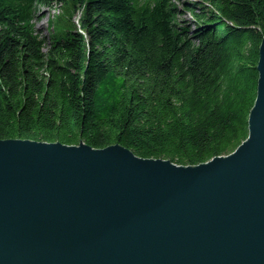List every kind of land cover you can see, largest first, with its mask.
Masks as SVG:
<instances>
[{
    "label": "trees",
    "instance_id": "16d2710c",
    "mask_svg": "<svg viewBox=\"0 0 264 264\" xmlns=\"http://www.w3.org/2000/svg\"><path fill=\"white\" fill-rule=\"evenodd\" d=\"M74 2L79 28L42 37L40 7ZM0 0V140L197 165L249 136L264 0Z\"/></svg>",
    "mask_w": 264,
    "mask_h": 264
},
{
    "label": "water",
    "instance_id": "95a60500",
    "mask_svg": "<svg viewBox=\"0 0 264 264\" xmlns=\"http://www.w3.org/2000/svg\"><path fill=\"white\" fill-rule=\"evenodd\" d=\"M249 136L197 165L0 140V264H264V37Z\"/></svg>",
    "mask_w": 264,
    "mask_h": 264
},
{
    "label": "rangeland",
    "instance_id": "374dc122",
    "mask_svg": "<svg viewBox=\"0 0 264 264\" xmlns=\"http://www.w3.org/2000/svg\"><path fill=\"white\" fill-rule=\"evenodd\" d=\"M198 0H174L175 4L182 11L179 20L193 22L192 14L185 10V3H194ZM41 19L36 23L37 29L40 30L42 37L51 39L53 37H67L72 31L79 28V21L82 10L71 1L54 6L40 7Z\"/></svg>",
    "mask_w": 264,
    "mask_h": 264
},
{
    "label": "bare ground",
    "instance_id": "6f19581e",
    "mask_svg": "<svg viewBox=\"0 0 264 264\" xmlns=\"http://www.w3.org/2000/svg\"><path fill=\"white\" fill-rule=\"evenodd\" d=\"M55 4H57V3H55ZM55 4H54V5H55ZM54 5H53V6H54ZM48 8H50V7H48Z\"/></svg>",
    "mask_w": 264,
    "mask_h": 264
}]
</instances>
